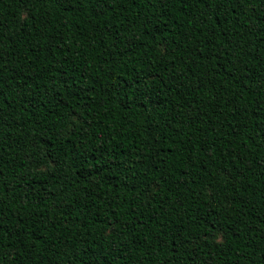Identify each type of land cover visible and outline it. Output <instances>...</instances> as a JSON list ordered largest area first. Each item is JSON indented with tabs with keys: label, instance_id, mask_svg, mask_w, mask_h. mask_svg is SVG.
<instances>
[{
	"label": "trees",
	"instance_id": "trees-1",
	"mask_svg": "<svg viewBox=\"0 0 264 264\" xmlns=\"http://www.w3.org/2000/svg\"><path fill=\"white\" fill-rule=\"evenodd\" d=\"M0 264H264V0H0Z\"/></svg>",
	"mask_w": 264,
	"mask_h": 264
}]
</instances>
